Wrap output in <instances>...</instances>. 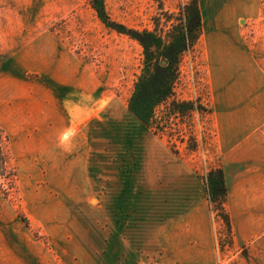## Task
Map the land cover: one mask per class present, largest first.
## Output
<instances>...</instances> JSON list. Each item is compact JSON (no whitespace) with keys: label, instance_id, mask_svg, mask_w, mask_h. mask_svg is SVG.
Here are the masks:
<instances>
[{"label":"rangeland","instance_id":"rangeland-1","mask_svg":"<svg viewBox=\"0 0 264 264\" xmlns=\"http://www.w3.org/2000/svg\"><path fill=\"white\" fill-rule=\"evenodd\" d=\"M191 1L105 5L168 40ZM200 6L202 34L146 127L128 106L138 41L90 0H0V264H264V229L238 216L234 234L206 184L223 153H264V0Z\"/></svg>","mask_w":264,"mask_h":264},{"label":"trees","instance_id":"trees-1","mask_svg":"<svg viewBox=\"0 0 264 264\" xmlns=\"http://www.w3.org/2000/svg\"><path fill=\"white\" fill-rule=\"evenodd\" d=\"M98 17L109 28L127 34L143 47L144 67L139 75L133 94L129 99V110L146 126L151 127L157 120L156 109L173 98L175 85L180 73L182 56L194 48L202 34L203 17L198 0L188 5L189 17L175 26L176 33L172 39H165L157 31L138 30L118 23L110 17L105 0H90ZM174 112L185 113L195 107L191 101L179 102L172 100ZM209 199L216 207L220 216L231 230V217L227 210L228 186L225 172L221 168L209 171L207 179Z\"/></svg>","mask_w":264,"mask_h":264},{"label":"crops","instance_id":"crops-1","mask_svg":"<svg viewBox=\"0 0 264 264\" xmlns=\"http://www.w3.org/2000/svg\"><path fill=\"white\" fill-rule=\"evenodd\" d=\"M199 7L201 10L200 0ZM237 99H241L240 93ZM235 109L232 113L228 112V117L234 119L231 124L246 123L242 114L244 108ZM250 119L254 120V112L250 113ZM222 158V165L219 168L224 170L226 176L228 186L226 207L230 213L234 234L236 219L241 216L238 225L244 222L243 225L254 229L253 234L256 236L264 229V153H223Z\"/></svg>","mask_w":264,"mask_h":264}]
</instances>
